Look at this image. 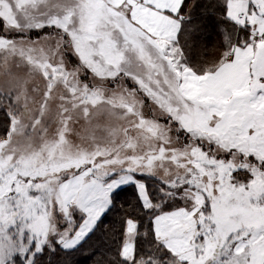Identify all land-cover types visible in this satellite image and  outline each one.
Returning <instances> with one entry per match:
<instances>
[{
    "label": "snow or ice",
    "instance_id": "6c2138e0",
    "mask_svg": "<svg viewBox=\"0 0 264 264\" xmlns=\"http://www.w3.org/2000/svg\"><path fill=\"white\" fill-rule=\"evenodd\" d=\"M0 264H264V0H0Z\"/></svg>",
    "mask_w": 264,
    "mask_h": 264
}]
</instances>
